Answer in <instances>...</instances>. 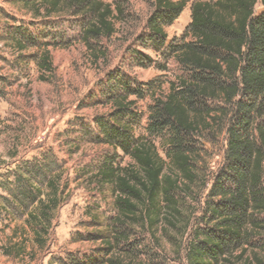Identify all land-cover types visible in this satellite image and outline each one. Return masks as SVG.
I'll use <instances>...</instances> for the list:
<instances>
[{"label": "trees", "instance_id": "trees-1", "mask_svg": "<svg viewBox=\"0 0 264 264\" xmlns=\"http://www.w3.org/2000/svg\"><path fill=\"white\" fill-rule=\"evenodd\" d=\"M33 6L44 19H82L80 40L93 62L106 59L95 45L110 39L124 18L120 3L102 0H38ZM184 7L183 0H154L140 45L162 48L165 27ZM16 46L24 48L18 40ZM166 46L183 73L175 80L145 83L144 89L132 88L124 78L108 80L115 93L106 100L107 118L95 122L97 144L111 153L88 180L95 190L110 191L114 214L108 237L101 236L103 246L88 264H140L133 255L137 248L145 250V237L158 246V233L173 229L182 236L192 217L183 210L187 197L203 203L185 243L186 264H264V0H193L183 35ZM35 61L39 80L47 81L53 73L49 52L42 50ZM145 96L152 104L145 135L138 136L137 101ZM214 145L223 149V166L215 176L202 162L205 147ZM118 152L127 164L118 161ZM46 166L21 167L17 194L7 190L17 209L12 210L25 218L40 248L66 191ZM36 178L37 186L29 183Z\"/></svg>", "mask_w": 264, "mask_h": 264}, {"label": "rangeland", "instance_id": "rangeland-1", "mask_svg": "<svg viewBox=\"0 0 264 264\" xmlns=\"http://www.w3.org/2000/svg\"><path fill=\"white\" fill-rule=\"evenodd\" d=\"M36 1L0 0V198L7 201L0 200V264L93 263L97 249L103 246L101 236L108 237L114 214L110 191L95 190L88 180L104 155L111 153L97 144L95 122L99 117L107 118L106 100L115 93H111L108 80L124 78L132 88L144 89L145 83H166L181 76L166 45L183 35L190 22L193 0H183V11L164 29L166 44L156 51L145 49L139 39L144 35L154 0H102L120 3L124 18L116 24L110 39L95 45L106 52V59L98 62L90 59L80 40L82 19L67 15L44 19L34 10ZM17 40L22 42V50L16 46ZM42 50L49 52L53 67L47 81L39 80L35 61ZM137 52L139 64L135 60ZM151 104L150 96L137 101L142 114L136 128L138 136L145 135L147 108ZM160 143L157 139L164 157ZM205 148L208 154L202 155V162H207L206 169L215 176L223 166L222 146ZM118 155L122 165L129 162L120 152ZM37 164L51 167L58 176L56 183L66 189L64 202L52 215L43 248L35 244L25 218L13 211V198L7 192L10 189L17 194L15 179L24 175L21 167L29 169ZM37 180L29 183L37 186ZM199 191L197 187L196 197L201 196ZM184 203L183 210L192 215V227L202 216L203 199L187 197ZM190 226L182 236L173 229L168 234L158 233V246L145 237V250L137 248L135 261L186 264L185 243L191 234ZM133 242L137 245L138 240ZM6 249L11 253L6 254Z\"/></svg>", "mask_w": 264, "mask_h": 264}]
</instances>
